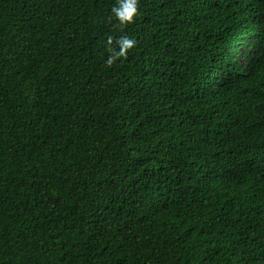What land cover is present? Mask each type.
Returning <instances> with one entry per match:
<instances>
[{"label": "trees", "instance_id": "trees-1", "mask_svg": "<svg viewBox=\"0 0 264 264\" xmlns=\"http://www.w3.org/2000/svg\"><path fill=\"white\" fill-rule=\"evenodd\" d=\"M120 3L0 0V264H264V0Z\"/></svg>", "mask_w": 264, "mask_h": 264}, {"label": "clouds", "instance_id": "clouds-1", "mask_svg": "<svg viewBox=\"0 0 264 264\" xmlns=\"http://www.w3.org/2000/svg\"><path fill=\"white\" fill-rule=\"evenodd\" d=\"M113 11L120 25L130 24L137 12L136 0H121L120 6ZM134 44V39L127 36L121 37L119 41V51L116 53V56H125L127 51L132 48ZM108 63H112L111 57L109 58Z\"/></svg>", "mask_w": 264, "mask_h": 264}]
</instances>
